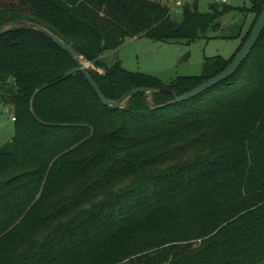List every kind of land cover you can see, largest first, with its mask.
Segmentation results:
<instances>
[{
  "label": "trees",
  "instance_id": "trees-1",
  "mask_svg": "<svg viewBox=\"0 0 264 264\" xmlns=\"http://www.w3.org/2000/svg\"><path fill=\"white\" fill-rule=\"evenodd\" d=\"M16 1L0 6V27H24L0 35V104L15 118L0 149V264H264V31L230 78L162 107L228 67L264 0L187 4L180 22L170 0ZM234 11L253 27L201 76L165 83L105 63L130 39L209 40ZM28 24L76 49L108 99L146 87L148 102L105 106Z\"/></svg>",
  "mask_w": 264,
  "mask_h": 264
},
{
  "label": "rangeland",
  "instance_id": "rangeland-1",
  "mask_svg": "<svg viewBox=\"0 0 264 264\" xmlns=\"http://www.w3.org/2000/svg\"><path fill=\"white\" fill-rule=\"evenodd\" d=\"M175 1L177 0H170L171 19L174 22L182 20V9L187 4L192 6L197 3L198 10L202 13L210 11L212 3L222 4L221 0H179L181 5L178 6ZM14 2L17 1L0 0V6ZM225 4L232 7H250L248 0H227ZM253 21V14L234 11L221 18V28L213 32L209 40L186 44L135 38L128 40L118 50L106 53L104 60L108 66L121 62L127 71L152 75L165 83H171L182 76H201L208 59L218 56L230 59L233 56L253 27ZM12 116L13 108L0 104V149L11 142L14 135Z\"/></svg>",
  "mask_w": 264,
  "mask_h": 264
},
{
  "label": "water",
  "instance_id": "water-1",
  "mask_svg": "<svg viewBox=\"0 0 264 264\" xmlns=\"http://www.w3.org/2000/svg\"><path fill=\"white\" fill-rule=\"evenodd\" d=\"M27 27H33V28H36L39 31L43 32L57 46H59L61 49L66 51L71 56V58L78 64L79 69L81 70V72L83 73L85 78L88 80V82L90 83V85L92 86V88L94 89L96 94L98 95L99 99L101 100V102L105 106H108L113 110L120 109L122 107V104L129 97H133V96L140 94V93L144 94L145 99L148 102V100L150 98V91L146 87H140V88H136V89L132 90L128 94L124 95L119 101H112V100L108 99L104 95V93L102 92V90L100 89V87L98 86L96 81L94 80V78L88 72V66L89 65L85 64L82 61V55L76 49H74L72 46L65 43L58 36H56L55 34H53L52 32H50L49 30L45 29L42 26L35 25V24H28ZM22 28H24V27H20V26H16V25H13L12 27H10L8 29H6L5 27H0V35L5 33V32L16 31V30H19ZM263 31H264V12L258 18L256 24L254 25V27L251 31V34H250L248 40L243 45L242 49L237 53L234 60L228 65V67L223 72H221L217 76L209 79L208 81L202 83L201 85L197 86L196 88L192 89L188 93H186V94L176 98L175 100L170 101L169 103L163 105L162 107L188 101V100L195 98L198 95L204 93L205 91L211 89L212 87L218 85L219 83L227 80L228 78H230L235 72H237V70L240 68L242 63L248 58V56L252 52L253 48L256 46V44H257L260 36L262 35Z\"/></svg>",
  "mask_w": 264,
  "mask_h": 264
},
{
  "label": "built area",
  "instance_id": "built-area-1",
  "mask_svg": "<svg viewBox=\"0 0 264 264\" xmlns=\"http://www.w3.org/2000/svg\"><path fill=\"white\" fill-rule=\"evenodd\" d=\"M223 1H225V0H222V2ZM175 4L178 5V6H180L181 5V1H179V0L175 1ZM12 120L15 121V118L12 117Z\"/></svg>",
  "mask_w": 264,
  "mask_h": 264
},
{
  "label": "crops",
  "instance_id": "crops-1",
  "mask_svg": "<svg viewBox=\"0 0 264 264\" xmlns=\"http://www.w3.org/2000/svg\"><path fill=\"white\" fill-rule=\"evenodd\" d=\"M221 2H222V0H221ZM222 3H227V0L223 1Z\"/></svg>",
  "mask_w": 264,
  "mask_h": 264
}]
</instances>
